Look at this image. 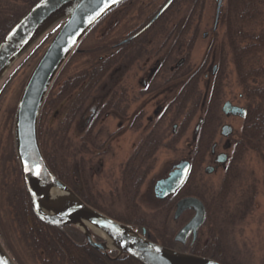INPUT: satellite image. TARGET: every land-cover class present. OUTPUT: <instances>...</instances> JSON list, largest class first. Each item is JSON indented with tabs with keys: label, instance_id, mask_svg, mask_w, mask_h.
I'll use <instances>...</instances> for the list:
<instances>
[{
	"label": "rangeland",
	"instance_id": "1",
	"mask_svg": "<svg viewBox=\"0 0 264 264\" xmlns=\"http://www.w3.org/2000/svg\"><path fill=\"white\" fill-rule=\"evenodd\" d=\"M164 1L131 0L129 3L116 8V10L95 26L82 40L77 48V53L74 54L73 58L70 59L66 67L62 70L58 83L80 70L87 69L90 63H93L96 59L102 57V55L107 57L110 54L109 52L112 48L111 43L113 41L123 38L138 25H144L148 22L161 8ZM182 1H178L176 7H171L173 9L169 11L164 21L160 20L159 23L150 28V32L146 35L148 43L142 51L141 57L128 64L127 68H125V59L121 60L123 66L118 70L117 74L119 73L120 75L118 76L120 78L122 77L119 88L124 90L125 97L129 102L126 118H120L114 113H109L102 117L94 128L98 131L96 138L98 148L89 146L88 152L76 154V157H82L86 174L89 178V198L97 200V204L103 206L110 213L126 215L127 207L121 196L120 189L122 170L128 157L136 150L138 144L153 128L158 136L162 138L164 145L172 142V146L167 147L162 145L155 152L152 158L151 168L148 170L136 198L138 213L135 217L142 216L145 222L151 226H160L164 221L163 214L160 212L162 203L153 195V184L157 179L165 176L174 163L176 164L178 161L187 157L193 127L197 119L195 117L191 121L182 136H177L180 119H175V110L172 106L169 107V105H171V100L177 93L178 83L177 81L165 83V79L169 74V66L175 65L174 61L171 62L172 60H170L172 64L169 63L168 68L156 80V83L159 82L161 85L158 93H141L143 84L140 83V80L143 79V75L147 73L150 66H153L159 58L160 62L163 61V58L167 55L165 53L171 50L173 44L177 45V50L174 54L175 59H182L187 53L186 45L190 32L182 38L181 42H173L177 36L176 28H184L186 23L185 17L187 16L188 3ZM225 3L226 0H224L223 5ZM24 8L25 4L22 0H0V13L10 11L20 12ZM215 8V0H204L201 12L195 15L189 31L192 28H196L198 34L185 66L196 68L208 55V61L206 63L212 69L218 63L220 51L221 53L223 52L226 57L227 67L224 73L220 105L225 100H230L233 104L244 106L249 99L244 96L242 87L238 83L237 73L231 59L230 47L225 35V26L222 21H219L215 32L211 31ZM260 8L259 17L250 28L255 33H258L260 30L264 31V0H262ZM194 24H196L195 27L193 26ZM205 31L208 32L207 37H203ZM51 37L39 45L27 58L26 56L30 51L23 56L18 62L21 63H17L18 65L16 64L17 66L15 65L12 68V73L9 71L10 75L8 76V73L0 83L1 85L8 76L0 87V235L3 240L1 242H4L9 247V251H15L19 254L22 264L38 263L29 252L30 248L28 244L22 241L21 229L18 224L19 219H17L18 212H15L16 215H13V206L11 204L15 203V199L10 203V199L7 196L8 191L16 188L18 181L21 180L20 182H22L13 145V118L25 81ZM100 45L110 49L107 53L97 51L98 53L94 57L87 54L89 49L95 46L99 47ZM245 63L246 69L252 70L258 68L260 70L264 68V49H257L254 53L248 55ZM209 73L210 70L198 83V95L200 99L201 97L203 99L206 93V87L209 83ZM109 76L104 77L96 86V89L92 92L93 98L96 99L103 95L109 86H112L113 80ZM249 84L250 86L258 84L264 88V77L260 76L255 79H250ZM57 87H55L54 91L58 89ZM71 98H66L50 114V119L44 125L45 128H55L59 124L64 118ZM198 103L200 104L199 100ZM157 107L160 110L158 114H154V110ZM87 108L88 106L86 105L72 123L69 130L70 152L79 149V140L91 122V120L89 122L87 121V118L91 117L89 115L91 111L89 109L87 110ZM141 110L143 116L138 123L140 125H135V127L131 128L129 122L132 121L133 116L129 119L130 121L127 120V117L134 114L135 111ZM165 111L166 113L163 115ZM223 123L232 125L235 132L231 138L233 141L237 139L242 126V120L240 118L223 116L218 124L214 140L219 143L225 140L220 133V126ZM93 132L95 133L94 130ZM219 151L222 150H217V152ZM66 162L70 174L79 170V165L71 157H68ZM210 164H212V157L206 154L204 162L200 170H197L194 177L195 181L193 180V182L207 193L208 198L212 199L219 187L222 173L218 171L216 173L206 174L204 168ZM238 168L240 178L236 182L233 191L227 196V209L229 211L235 209L238 202L246 195V189L248 187L252 188L254 186V198L248 213L237 222L233 220L235 224L232 228H230L229 222L234 218L230 214L225 213L227 218L223 226H228L229 228L228 242L231 252L236 255V264H264V144L260 151L250 148L247 149L242 159L238 162ZM63 170L65 171V169ZM73 178V180L77 181V176H73ZM80 189L82 190L81 187ZM225 216L223 215L224 218ZM179 222V217L173 219L171 213L167 220V225L174 233L173 236L183 225L182 223L178 226ZM177 248L187 252L185 246L177 245ZM9 251L7 250V252Z\"/></svg>",
	"mask_w": 264,
	"mask_h": 264
},
{
	"label": "trees",
	"instance_id": "2",
	"mask_svg": "<svg viewBox=\"0 0 264 264\" xmlns=\"http://www.w3.org/2000/svg\"><path fill=\"white\" fill-rule=\"evenodd\" d=\"M22 1L25 4L24 10L20 12L10 11L0 13V39L13 26L19 17H21L23 13L37 0ZM130 1L131 0H126L121 4V6L129 3ZM178 1L181 0H174L155 24L159 23L160 20L164 21L169 11L173 9L171 7H176ZM182 2L188 3L186 13L187 16L185 17L186 23L184 28L179 29L177 27L176 31L187 30L189 28V22L196 14L201 12V8L204 4V0H183ZM261 3L262 0H226V3L222 6L220 13L221 21L225 26V31L227 32L229 46L232 48L235 55V62H237L239 68L238 74L239 77L242 78V83L246 82L245 80L247 77V70L244 66L246 57L251 53H254L257 49H264V31L260 30L258 33H255V31L250 29L252 24L260 15ZM58 27L59 25L55 26L48 33H46L30 50L26 58L39 45L51 37ZM95 47L87 51V54L91 57L96 56L98 53L97 51L107 53L110 49L102 45ZM77 48L67 59L53 81L46 95L39 116L38 136L40 146L50 169L89 205L122 223L129 224L134 227H145L150 240L174 249H178L177 245L185 246L187 248V252L213 258L222 264H236V255L231 252L228 242L229 228L228 226H223L227 218L225 213L230 214V216L234 218L229 222L230 228H232L235 221L237 222L241 220L249 211L252 205L253 197L243 198L242 201L238 202L234 210L229 211L226 205L227 184L216 191L211 199L208 198L207 193L201 187L197 186L195 182H193L199 165L205 156L206 144L211 141L217 122V116L219 115V101L216 96V91H214L213 95H211L210 99L206 102L204 121L201 125L198 139L188 154L191 161V170L189 175L185 183L177 190V192L174 195H170L162 202L160 212L163 214L164 221L160 226H151L145 222V219L142 216L139 215L135 217L138 213L136 198L138 196L139 189L146 178V174L151 168L152 158L155 152L160 146L164 145L162 138L158 136L157 133H150L139 148L134 150L124 164L120 192L127 207L126 215L110 213V211L105 209L103 206H99L97 204V200L89 198V178L86 174L85 165L82 157H76L77 153L88 152L89 146L97 148L96 138L98 134L93 132V128L99 117H94L92 119L87 130L81 136L78 144L79 149H75V151L72 152L69 151L70 138L68 133L72 123L76 120L79 113H81L86 100L90 97L96 86L104 77H106L110 68L115 63L121 62V54L127 51L128 45L123 46L118 56L114 57L110 54L107 57L96 59L93 63H90V66L87 69L80 70L74 75L68 76L66 79L58 83L62 70L66 67L70 59L73 58L74 54L77 53ZM10 73H12V71ZM242 75L244 76L242 77ZM254 75L264 77V68L255 72ZM56 86H58V89L54 91ZM195 86V78L193 80L190 78V80L182 86L181 95L176 100V116L180 114L183 115L177 136L183 135L192 120L195 111L197 110L198 101L197 99H193ZM246 87L247 83L245 84V88ZM112 95L106 100L105 105L101 108V112H105L110 107L118 106L119 103L114 101V97ZM68 97L72 98L64 118L55 128H45L44 125L46 121L50 119V114H52L54 110ZM255 97H257L258 100L254 104H248L247 114L244 118L242 126V136L239 141L240 143H244V145H242V147H238L236 155L233 156V158L238 159L237 163L242 159V156L248 146L253 150L260 151L264 144V98L262 88L259 89V92L255 95ZM164 146H172V142L166 143ZM68 157H71L75 163L79 165V170L74 171L72 174H70L66 166V159ZM63 169H65V171ZM233 173L235 179L239 177L238 169ZM73 176H77V181L73 180ZM233 176H231V178H233ZM20 181H18L16 188L8 191L7 196L10 199V203L15 199V203L11 204L13 206V215H16L18 212L17 219H19L18 224L21 229L22 241L28 244L30 248L29 252L35 260H37L38 264H141L129 256H126L124 259H110L104 253L89 246L81 232L73 226L58 228L43 224L37 220L31 211L29 197L22 182ZM223 183L228 182L225 180ZM184 195H195L199 197L205 204L208 212L210 211L211 206H214L215 211L214 219L213 217L211 219V215L209 214L207 220L200 227L196 239L193 242L189 241L183 245L173 240L174 233L168 228L167 220L174 209L176 201ZM185 221L186 219L182 216L178 226ZM1 241H3L2 238ZM3 244L9 251V247L4 242ZM9 253L17 264H22L17 252L9 251ZM109 254L112 255V253Z\"/></svg>",
	"mask_w": 264,
	"mask_h": 264
},
{
	"label": "water",
	"instance_id": "3",
	"mask_svg": "<svg viewBox=\"0 0 264 264\" xmlns=\"http://www.w3.org/2000/svg\"><path fill=\"white\" fill-rule=\"evenodd\" d=\"M126 0H37L0 39V83L12 68L52 28L59 25L31 69L20 93L13 118V145L23 186L29 197L34 217L53 227L73 226L88 245L107 254L116 251L141 264H221L216 260L179 251L151 241L145 228L139 229L112 219L85 203L47 164L39 142L38 122L46 95L60 69L85 35L111 10ZM167 0L157 13L136 33L148 29L172 4ZM223 0H216L214 28ZM107 5V7H105ZM103 9V11H102ZM128 39L124 40L126 42ZM226 113L244 114L238 106L224 103ZM199 123L194 129L197 133ZM194 136V135H193ZM190 163L182 159L174 164L165 178L157 180L159 197L176 192L184 183ZM193 209V216L179 228L174 240L194 241L204 223L206 210L194 196L179 199L174 218ZM100 240L96 241L93 236ZM0 264H16L0 240Z\"/></svg>",
	"mask_w": 264,
	"mask_h": 264
},
{
	"label": "flooded vegetation",
	"instance_id": "4",
	"mask_svg": "<svg viewBox=\"0 0 264 264\" xmlns=\"http://www.w3.org/2000/svg\"><path fill=\"white\" fill-rule=\"evenodd\" d=\"M223 3H224V0L222 1L221 9H222ZM220 12H221V10H220ZM193 19L194 18H192L191 21L189 22V28L187 30H185V31H179V30L176 31L177 32V36L175 37V39L173 41L174 43H178L179 41L181 42L182 38L185 37V35L188 34V32H190L189 33L190 36L188 38L187 45H186L187 53L185 54V56L182 57V59L181 58L175 59L174 54H175V51L177 50L176 49L177 45L173 44L171 46V50H169L168 52L165 53L167 55L163 58V61L160 62V58H159L153 66H150V68L147 70V73H145V75H143L144 76L143 79L140 80V83L143 84L142 88H141V93H144V94H148V93H151V92L158 93L159 88H160L161 85L159 84V82L156 83V80L158 78H160V76L163 74V72L168 68V64L170 63V60H172L171 62L174 61L175 65L174 66H169V69H168L169 74H168V76L165 79V83H168L170 81H177V83H178L177 93L175 94L174 98L171 100V105H169V107L172 106V108L175 110L176 109L175 108L176 107V100L181 95L182 86L184 85V83L188 82L190 80V78H191V80H193L195 78L196 86H195V89H194V97H193V99H197V101L199 100L200 104L198 103L199 108L197 106V110L195 111V113L193 115V118H192V120L195 117L197 119H196V123H195V125L193 127V131H192L191 144H190V149L188 151V154H189V152L192 150V148L194 147L195 142L198 139V135L200 133L201 125L203 124V121H204V114H205V111H206V102H207L208 99H210L211 95H213L214 91H216V96H217L218 101H219V115L217 116V122H216V125H215V129L213 131V134H212L211 141L206 144V153H205V156H206V154H209L212 157V164L207 165L204 168V172L206 174H212V173H216V172L220 171L222 173V179L220 181V184H219V187H218L217 191L222 186H226V184H227V187H228L227 188V196H228L233 191L236 182L240 178V177H237L235 179V177L233 176V174H234L233 172H235L237 169L239 170L238 163H237L238 159L237 158L236 159L233 158V156L236 155V153H237L236 150L238 149V147H242V145H244V143H240L239 140L241 139V136H242L241 135V131H242L243 123H244V118H245V116L247 114L248 104H254V103L257 102L258 98L255 97V95L258 94L260 88H262V94H263V98H264V88L260 87L258 84L257 85H253V86H250V84H249V80L250 79H255V78L259 77V76L254 75L255 72L258 71V68L250 70V69H246V67H245V69L247 70V77H246V80H245L246 82L242 83V81H241L242 78L239 77V74H238V69L239 68H238L237 62H235L234 52H233L232 48H230L231 59H232V62L234 64L235 71L237 73L238 83L242 87L244 96L247 99H249V101H247V103L244 104V106L233 104L230 100H225L220 105V99H221L222 90H223L224 73H225V70H226V67H227L226 66L225 54H223V52L221 53V51H220V55H218V63L216 65H214L212 67V69H210L208 67V64L206 63L208 61V55L205 57L203 62H201L196 68H192L190 66H188V67L185 66V64H186V62L188 61V58H189L190 50L192 49V47H193V45H194V43L196 41L197 34H198V31H197L196 28H192V30L189 31L190 27L193 24V21H194ZM158 20L159 19H157L152 25H154ZM220 20H221V18H220V14H219V17H218V20H217V24H216V26L214 28V22H215V16H214V22H213V26H212V30H211L212 32H215V30L217 28V25H218ZM144 25H142V24L138 25L136 28H134L128 34H126L123 38L115 40V41H113V43H111V47H112L111 51L112 52L110 51V54L113 55L114 57L118 56L119 52L122 50L124 45H128L127 51L123 52L121 54L122 55L121 59H125V68H127L128 64L132 63L134 60H136V59H138L139 57L142 56V51L144 50L146 44L148 43V41L146 40V35L150 32V28H148V29H146V30H144V31H142V32H140L139 34L136 35V33ZM195 25L196 24H194L193 26L195 27ZM225 35H226V38H227V32L226 31H225ZM207 36H208V32L205 31L203 33V37H207ZM126 39H128V40L126 42H124V40H126ZM227 41H228V38H227ZM228 45H229V42H228ZM103 57H105V56L102 55V57H100V58H103ZM170 64H172V63H170ZM122 66L123 65L121 64V62L115 63L110 68L109 72L107 73L108 76L110 75L109 78H111V80H113L112 86H109V88L105 91V93L103 95L99 96L96 99L93 98V95L91 94L90 97L86 100V102L84 104L83 108H85V106L87 105L88 106L87 110L89 109L91 111L90 114H89L91 117L87 118L88 122L90 120L92 121V119L94 117H99L97 122H96V124H95V126H97V124L100 122L102 117L106 116L109 113L117 114L120 118H126V113H127V110H128L127 108L129 106V102H128V100L125 97L124 90L119 88V83H120L122 77L120 78L118 76L120 74L119 73L117 74L118 70ZM244 66H246V63H244ZM209 70H210V73H209V76H208L209 83H208V85L206 87V91H205L206 93L203 96V99H202V97L200 99V96L198 95L199 94L198 93V83H199V81H200V79L202 77H205V75H207ZM243 76L244 75H242V77ZM246 83H247V87L245 88V84ZM111 95L114 97V101H117L119 103L118 106L110 107L105 112H101V108L105 105L106 100L108 98H110ZM226 102H229L230 106H238V107L243 108L244 114L243 115L234 114V113L226 114L222 110V107H223L224 103H226ZM159 110H160L159 107H157V109L154 110V114H158ZM165 113H166V111L163 113V115ZM132 116H133V118H132ZM142 116H143L142 110L141 111H135L134 114L129 115L127 117V120L130 121L129 119L132 118V121L129 122V126L132 128V127H135V125H140L138 123L141 121ZM223 116L240 118L242 120V126H241V129H240V132H239V137L237 139H235L234 141L232 140L231 136L233 135V133L235 131L233 130L232 125L229 124V123H223L220 126V133L224 137L225 140L222 143H219V142L214 140V136H215V133L217 132L218 124L220 123L221 118ZM182 117H183L182 114L176 116V112H175V119H180L179 120V122H180L179 124H181ZM191 121H190V123H191ZM198 123H199L198 131H197L196 134H194V129H195V127H196V125ZM95 126H94V128H95ZM94 128H93V130L95 131L96 134H98V131L95 130ZM153 129H151L147 133V135L144 137V139L138 144L136 149L139 148V146L142 144V142L146 139V137L150 133H157ZM97 148H98V146H97ZM247 149H249V146L247 147ZM250 149H252V148H250ZM217 150H222V151L217 152ZM188 154H187V157L184 158V159H187L189 161V163H190V167H189V172H190V170H191V161H190V158H189ZM205 156H204L201 164L199 165L198 170H200L201 165L204 162ZM174 164L169 168L167 174L165 176L159 178V179L165 178L168 175V173L172 170ZM188 175H189V173H188ZM231 176H233V178H231ZM159 179H157V180H159ZM157 180L153 184V189H152L153 190V195H154V197H156L162 203L170 195H168L166 197H163V198L159 197L158 193H156V191H155V184H156ZM225 180L228 183H223ZM246 190H247L246 191V195L247 196L244 195L243 198L251 197V196L254 198V194H255L254 193V186H252V188L248 187ZM174 194H172V195H174ZM186 196L197 197L195 195H184V196L180 197L179 199H181L183 197H186ZM197 198H199V197H197ZM242 199L240 201H242ZM177 201H176V203H177ZM176 203H175L174 209L176 207ZM212 205H213V202H212ZM204 207H205V210H206L205 221L207 220L209 214L211 215V219H212V217L214 219V211H215L214 207L211 206V209H210L209 212H208L205 204H204ZM174 209L172 211V218L173 219H177L179 217V220H180L181 217L183 216V218L186 219V221L183 224H185L194 214L193 209H186L178 217L174 218V216H173ZM184 215H186V216H184ZM139 228H141V227H139ZM146 236L149 238V234L147 232H146ZM173 240H174V237H173ZM189 241L193 242L191 240V236L188 237L184 243H181L179 241H175V242H179L180 244L184 245V244H186ZM110 253H112V255L109 254L108 257L110 259H112V260H116L118 258H120V259L126 258L124 255H121L118 258H113L116 255V252L114 253L113 251H111Z\"/></svg>",
	"mask_w": 264,
	"mask_h": 264
},
{
	"label": "snow or ice",
	"instance_id": "5",
	"mask_svg": "<svg viewBox=\"0 0 264 264\" xmlns=\"http://www.w3.org/2000/svg\"><path fill=\"white\" fill-rule=\"evenodd\" d=\"M112 2L115 3V2H117V0H112ZM105 7H107V5H105ZM102 11H103V9H102Z\"/></svg>",
	"mask_w": 264,
	"mask_h": 264
}]
</instances>
